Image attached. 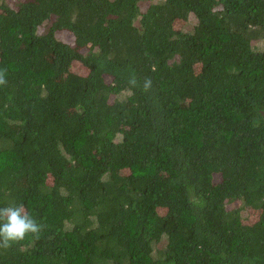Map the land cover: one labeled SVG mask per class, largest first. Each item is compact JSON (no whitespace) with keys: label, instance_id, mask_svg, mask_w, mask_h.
<instances>
[{"label":"trees","instance_id":"1","mask_svg":"<svg viewBox=\"0 0 264 264\" xmlns=\"http://www.w3.org/2000/svg\"><path fill=\"white\" fill-rule=\"evenodd\" d=\"M255 42L264 0H0V208L42 226L0 264H264Z\"/></svg>","mask_w":264,"mask_h":264},{"label":"clouds","instance_id":"2","mask_svg":"<svg viewBox=\"0 0 264 264\" xmlns=\"http://www.w3.org/2000/svg\"><path fill=\"white\" fill-rule=\"evenodd\" d=\"M6 84L5 72L0 70V85ZM128 84L136 87L137 80L132 76ZM152 82L146 78L143 84L144 91L150 90ZM42 226L30 216L23 204L10 205L0 208V247L8 248L14 242L23 240L29 234H38Z\"/></svg>","mask_w":264,"mask_h":264},{"label":"rangeland","instance_id":"3","mask_svg":"<svg viewBox=\"0 0 264 264\" xmlns=\"http://www.w3.org/2000/svg\"><path fill=\"white\" fill-rule=\"evenodd\" d=\"M3 2H5L7 5L11 6V7H14L15 4L17 2H19L20 0H2ZM149 4H143L141 9L142 11H145L147 8H148ZM196 23V19L194 18V16H191L189 18V23L188 25L186 26L185 28V32H188L190 31L193 26L195 25ZM184 30V28H183ZM58 39L63 41V42H66V43H70L72 44L74 42V36L68 32H65V33H58L57 35ZM254 47H260V48H263L264 47V43L263 42H255L254 43Z\"/></svg>","mask_w":264,"mask_h":264}]
</instances>
